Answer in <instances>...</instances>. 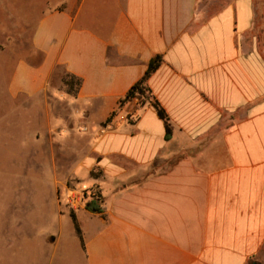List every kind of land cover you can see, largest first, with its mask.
Listing matches in <instances>:
<instances>
[{"label": "crops", "instance_id": "0c3cea01", "mask_svg": "<svg viewBox=\"0 0 264 264\" xmlns=\"http://www.w3.org/2000/svg\"><path fill=\"white\" fill-rule=\"evenodd\" d=\"M0 8L4 22L30 29L14 35L21 53L10 42L0 58L24 146L41 152L48 137L87 152L76 163L91 185L77 184L103 198V215L83 202L69 210L81 264H264V0H0ZM155 55L162 61L146 85L169 117L168 141L150 99L119 107ZM66 75L80 81L76 92L65 90ZM56 205L70 220L58 190Z\"/></svg>", "mask_w": 264, "mask_h": 264}, {"label": "rangeland", "instance_id": "374dc122", "mask_svg": "<svg viewBox=\"0 0 264 264\" xmlns=\"http://www.w3.org/2000/svg\"><path fill=\"white\" fill-rule=\"evenodd\" d=\"M3 20L0 8V58L10 42L15 46L22 42L14 39L15 34L30 30L27 26ZM18 46L14 49L15 54L24 48ZM8 70L0 62V242L7 246L4 248L5 259H0V264H81L72 224L68 216L58 215L56 191L58 198L63 200L60 213L81 207L84 194L97 193L95 187L83 190L77 184L83 188L91 185L90 173H84L76 163L87 152H70L65 150L71 147L67 140L50 144L48 137H43L41 152L35 151L33 146H24V123L17 119L15 104L9 101L5 92ZM77 143L81 147L85 142ZM89 156L96 158L95 154ZM73 171L77 176L69 175ZM92 173L95 177L100 176L96 167L92 168ZM80 221L83 223L82 217ZM56 235L60 238L56 247L45 244L46 237ZM19 246L22 252L26 246L24 259L18 258ZM29 248L31 252L36 249L38 255L29 253Z\"/></svg>", "mask_w": 264, "mask_h": 264}, {"label": "trees", "instance_id": "16d2710c", "mask_svg": "<svg viewBox=\"0 0 264 264\" xmlns=\"http://www.w3.org/2000/svg\"><path fill=\"white\" fill-rule=\"evenodd\" d=\"M162 57L160 55L153 56L147 66V70L145 71L143 77L136 82L126 93L125 97L119 101V107H121L124 103L132 101L137 95L143 96L145 98L150 99V103L155 109L157 116L161 119L164 125L165 129V140L168 141L171 139L172 136V127L169 120V117L167 116L165 110L159 105V103L150 97L149 89L146 85V82L148 78L153 74L159 65L161 64ZM63 84L66 88V91L68 93H74L78 89L80 85V81L76 79L75 77L71 75H66L63 78ZM115 115V112H113L102 124V127H105L106 124L111 122ZM84 209L92 214H98L103 215L104 214V206H103V198L98 193H93L91 195L84 194ZM69 217L71 220V223L73 225L74 232L81 244V247L83 248V238L81 229L79 227L76 215L73 211H69Z\"/></svg>", "mask_w": 264, "mask_h": 264}, {"label": "built area", "instance_id": "2783aa9c", "mask_svg": "<svg viewBox=\"0 0 264 264\" xmlns=\"http://www.w3.org/2000/svg\"><path fill=\"white\" fill-rule=\"evenodd\" d=\"M111 121H112V120H111ZM110 123H111V122H109L108 124H106L105 127H101V128L99 129V132H100V133H103V131H104L107 127L110 126ZM81 131H82V132H87V131H88V128H87L86 126H83V127L81 128Z\"/></svg>", "mask_w": 264, "mask_h": 264}]
</instances>
